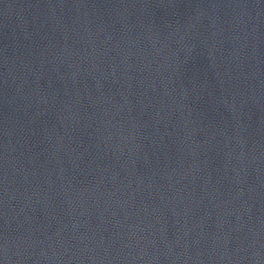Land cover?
I'll return each instance as SVG.
<instances>
[{
	"label": "water",
	"instance_id": "95a60500",
	"mask_svg": "<svg viewBox=\"0 0 264 264\" xmlns=\"http://www.w3.org/2000/svg\"><path fill=\"white\" fill-rule=\"evenodd\" d=\"M0 264H264V0H0Z\"/></svg>",
	"mask_w": 264,
	"mask_h": 264
}]
</instances>
